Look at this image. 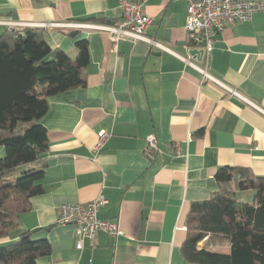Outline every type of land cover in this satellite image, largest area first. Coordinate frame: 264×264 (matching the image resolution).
<instances>
[{
  "label": "crops",
  "instance_id": "1",
  "mask_svg": "<svg viewBox=\"0 0 264 264\" xmlns=\"http://www.w3.org/2000/svg\"><path fill=\"white\" fill-rule=\"evenodd\" d=\"M120 0H0V36L42 28L53 49L76 59L89 43L86 84L49 98L44 193L0 244L30 232L51 254L38 264H190L182 246L191 207L218 190L220 168L264 176V13L218 33L210 81L189 62L186 2L148 0V38L121 39L96 28L122 17ZM184 58V59H183ZM237 94H232L231 91ZM110 133L102 152L95 146ZM159 151L146 152L148 136ZM180 149L181 154H177ZM108 200L100 217L116 221L118 237L101 231L77 248L73 225L57 223L62 204Z\"/></svg>",
  "mask_w": 264,
  "mask_h": 264
},
{
  "label": "trees",
  "instance_id": "2",
  "mask_svg": "<svg viewBox=\"0 0 264 264\" xmlns=\"http://www.w3.org/2000/svg\"><path fill=\"white\" fill-rule=\"evenodd\" d=\"M76 47V59L51 48L42 28L0 36V239L44 193L49 142L42 119L50 97L86 84L89 43L82 39ZM216 180L214 195L188 213L184 257L190 264H264V176L225 166ZM238 192H253L252 200H238ZM51 251L47 239L33 240L26 232L0 244V264H38Z\"/></svg>",
  "mask_w": 264,
  "mask_h": 264
},
{
  "label": "built area",
  "instance_id": "3",
  "mask_svg": "<svg viewBox=\"0 0 264 264\" xmlns=\"http://www.w3.org/2000/svg\"><path fill=\"white\" fill-rule=\"evenodd\" d=\"M181 1V0H174ZM186 2L187 18L186 30L190 42L203 51L201 60L204 67H196L205 79L216 81L209 72L210 53L213 49L216 35L227 27L235 26L241 22H247L257 13H264V0H183ZM148 0H120L119 9L122 13L120 20L113 25L97 26L96 28L110 34L116 47L121 39L144 40L152 46L170 51L169 48L159 42L148 38L146 29L152 23V19L146 14L145 6ZM184 59V58H183ZM231 91V90H230ZM232 94H237L231 91ZM110 133L101 132L95 151L99 155ZM146 152L154 155L159 151L158 140L154 135L148 136ZM177 154H181L180 149ZM108 200L101 195L86 204H62L58 209L57 223L61 225H73L78 236L77 248L82 249L86 239L92 240L101 231L118 237L122 234L116 221L104 220L100 212L106 206Z\"/></svg>",
  "mask_w": 264,
  "mask_h": 264
},
{
  "label": "rangeland",
  "instance_id": "4",
  "mask_svg": "<svg viewBox=\"0 0 264 264\" xmlns=\"http://www.w3.org/2000/svg\"><path fill=\"white\" fill-rule=\"evenodd\" d=\"M5 156V149L3 146H0V158ZM253 192H238V200L242 201H251L252 200Z\"/></svg>",
  "mask_w": 264,
  "mask_h": 264
},
{
  "label": "water",
  "instance_id": "5",
  "mask_svg": "<svg viewBox=\"0 0 264 264\" xmlns=\"http://www.w3.org/2000/svg\"><path fill=\"white\" fill-rule=\"evenodd\" d=\"M190 54L193 57H196L198 59H201V57L203 55V51L202 50H199V49H192V50H190Z\"/></svg>",
  "mask_w": 264,
  "mask_h": 264
}]
</instances>
